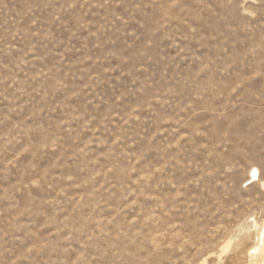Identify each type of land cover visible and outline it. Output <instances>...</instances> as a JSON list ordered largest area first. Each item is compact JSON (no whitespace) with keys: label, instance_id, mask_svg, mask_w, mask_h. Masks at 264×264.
<instances>
[{"label":"rangeland","instance_id":"374dc122","mask_svg":"<svg viewBox=\"0 0 264 264\" xmlns=\"http://www.w3.org/2000/svg\"><path fill=\"white\" fill-rule=\"evenodd\" d=\"M254 222L264 0H0V264H248Z\"/></svg>","mask_w":264,"mask_h":264},{"label":"bare ground","instance_id":"6f19581e","mask_svg":"<svg viewBox=\"0 0 264 264\" xmlns=\"http://www.w3.org/2000/svg\"><path fill=\"white\" fill-rule=\"evenodd\" d=\"M254 227L255 231H257V238L256 243H254L252 247L250 246L251 248H248V251L246 250L248 252V257L250 258L248 264H264V225L258 226V223L254 222ZM244 237L245 238L241 237V239H243H240V242L238 241V246H245L247 241L250 240L251 235H248L247 233L245 235L244 233Z\"/></svg>","mask_w":264,"mask_h":264}]
</instances>
